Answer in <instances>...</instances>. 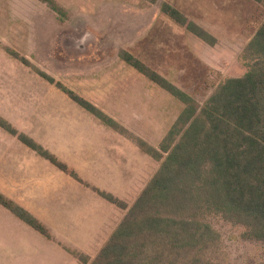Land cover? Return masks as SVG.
<instances>
[{
	"label": "rangeland",
	"instance_id": "1",
	"mask_svg": "<svg viewBox=\"0 0 264 264\" xmlns=\"http://www.w3.org/2000/svg\"><path fill=\"white\" fill-rule=\"evenodd\" d=\"M53 1L59 10L42 0H0V117L78 177L0 126V195L39 217L50 235L45 239L55 236L51 228L57 219L42 210V202L62 213L60 203L46 200L48 191L68 201L81 186L105 201L100 192L125 202L120 198L128 196L119 188L132 187L130 179L120 182L114 172L102 175L88 169L90 149L105 147L109 133L105 128H111L55 83L113 118L124 127L125 139L140 137L158 147L182 105L124 61L120 51L129 52L202 104L224 79L246 73L252 60L243 57V50L264 19V0ZM165 2L209 32L215 44L173 21L161 9ZM158 164L149 156L147 181ZM130 170L134 177L142 174L135 165ZM4 211L11 212L0 203V213ZM87 212L81 207L71 222L80 224L78 219ZM210 221L220 237L214 264H264V243L244 237L243 226ZM1 257L0 264H5Z\"/></svg>",
	"mask_w": 264,
	"mask_h": 264
},
{
	"label": "trees",
	"instance_id": "2",
	"mask_svg": "<svg viewBox=\"0 0 264 264\" xmlns=\"http://www.w3.org/2000/svg\"><path fill=\"white\" fill-rule=\"evenodd\" d=\"M42 1L54 11L60 9L53 0ZM161 9L198 39L215 44L209 32L176 8L165 2ZM120 55L182 107L158 147L140 137L132 139L141 151L159 162L134 202L128 206L100 192L125 213L96 256L89 260L69 250L71 254L83 264H214L220 237L210 221L213 218L241 225L245 228L244 237L264 243V19L243 50V57L252 60L246 73L224 79L202 104L129 52L122 50ZM41 74L45 77V73ZM55 85L102 124L120 134L125 132L102 110L59 82ZM0 126L62 171L78 178L74 171L25 135L18 134L1 117ZM0 203L50 237L46 228L27 211L1 195Z\"/></svg>",
	"mask_w": 264,
	"mask_h": 264
},
{
	"label": "crops",
	"instance_id": "3",
	"mask_svg": "<svg viewBox=\"0 0 264 264\" xmlns=\"http://www.w3.org/2000/svg\"><path fill=\"white\" fill-rule=\"evenodd\" d=\"M105 130L109 131L108 135L105 136V147H100L99 151L94 148L90 149L92 161L88 163L87 167L90 171L93 168V171L102 175L114 172L120 182L130 179L132 187L126 185L119 188V192L128 196V198L120 199L129 206L147 184L146 161L149 156L143 153L145 155L141 158V150L131 140L125 139L121 134L114 133L111 129L105 128ZM134 165L141 168L142 174L137 175V177H134V173L130 170ZM124 167L129 169L124 171L122 170ZM99 185L105 188L103 183H99ZM78 191V193L74 191L72 196L67 198L68 201L57 199L58 196L51 195L50 191L46 193V200L49 201L50 199L53 204L60 203L58 207L62 212L60 216L57 214V209L50 208V202H42V210L47 209L49 214L51 211L52 216L57 219L56 224L51 228L55 235L51 234V239H45L44 235L13 213L7 211H4V214L0 213V261L3 260L2 254L5 264H83L69 253L67 248L92 260L123 218L125 210L105 201L88 188L84 191L80 186ZM80 197L85 198L82 200ZM131 199L133 202L130 204ZM19 201L21 202V200ZM81 207H85L88 212L78 219L80 224L71 222ZM28 212L32 214V212ZM35 218L39 220V217ZM65 237L70 240L67 241Z\"/></svg>",
	"mask_w": 264,
	"mask_h": 264
}]
</instances>
